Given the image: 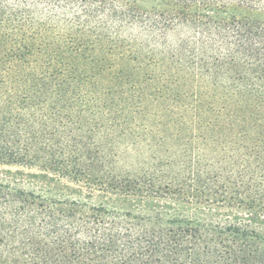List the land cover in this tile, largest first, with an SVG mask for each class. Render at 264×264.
Listing matches in <instances>:
<instances>
[{
  "label": "trees",
  "instance_id": "obj_1",
  "mask_svg": "<svg viewBox=\"0 0 264 264\" xmlns=\"http://www.w3.org/2000/svg\"><path fill=\"white\" fill-rule=\"evenodd\" d=\"M0 165V264H264V0H0Z\"/></svg>",
  "mask_w": 264,
  "mask_h": 264
},
{
  "label": "rangeland",
  "instance_id": "obj_2",
  "mask_svg": "<svg viewBox=\"0 0 264 264\" xmlns=\"http://www.w3.org/2000/svg\"><path fill=\"white\" fill-rule=\"evenodd\" d=\"M18 169H21L25 172H30L29 170H24V169L18 168V167L0 165V176L1 177L6 176L8 174L7 173L8 171H17ZM28 181L29 182H27V184H30L31 187H35L37 189L46 188V184H45L43 179H28ZM32 181H34V182L32 183Z\"/></svg>",
  "mask_w": 264,
  "mask_h": 264
}]
</instances>
